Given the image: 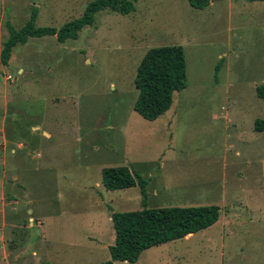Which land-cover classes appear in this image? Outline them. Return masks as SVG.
<instances>
[{"label":"rangeland","instance_id":"374dc122","mask_svg":"<svg viewBox=\"0 0 264 264\" xmlns=\"http://www.w3.org/2000/svg\"><path fill=\"white\" fill-rule=\"evenodd\" d=\"M92 1L0 0V52L33 11L35 26L60 28ZM129 1L76 40L29 38L0 62V225L14 224L0 226V264L105 263L113 212L205 205L220 209L210 228L113 264H264V0ZM171 45L187 86L147 121L133 110L136 68ZM110 167L142 178L146 198L105 190Z\"/></svg>","mask_w":264,"mask_h":264},{"label":"trees","instance_id":"16d2710c","mask_svg":"<svg viewBox=\"0 0 264 264\" xmlns=\"http://www.w3.org/2000/svg\"><path fill=\"white\" fill-rule=\"evenodd\" d=\"M193 9L203 10L209 0H187ZM104 10L127 15L134 11L129 0H94L89 2L82 15L60 28L37 27L36 12L19 30L9 29V36L0 52V62L6 65L16 45H23L29 38L52 36L57 42L76 40L79 31L95 23V15ZM218 65L216 66V70ZM134 87L138 92L133 110L147 121H155L171 107L173 95L186 88V62L183 47L171 45L149 49L136 68ZM257 96L264 102V88L257 87ZM253 129L264 132V119H256ZM101 184L107 191H120L139 187L146 198V182L127 167L103 168ZM219 218L216 205L193 207L147 208L112 213L114 243L108 247L110 261L135 263L140 254L152 247L189 237L213 226Z\"/></svg>","mask_w":264,"mask_h":264},{"label":"crops","instance_id":"0c3cea01","mask_svg":"<svg viewBox=\"0 0 264 264\" xmlns=\"http://www.w3.org/2000/svg\"><path fill=\"white\" fill-rule=\"evenodd\" d=\"M212 4V2H210V0H209V5H211ZM208 5V6H209ZM44 136L45 137H48V134L47 133H44ZM102 171V170H101ZM98 186L100 187V185L98 184ZM101 188V187H100ZM99 213H104L103 211H99ZM104 215H105V213H104ZM219 216H220V209H219ZM219 219V218H218ZM107 221L109 222V221H111V215L108 217L107 216ZM218 221V220H217ZM32 218H29V223H30V226H32ZM217 223V222H216ZM1 228L2 229H4V228H6V227H11V228H13L14 227V224L13 223H10V222H6L5 220L4 221H2L1 222ZM206 230V229H205ZM37 234H41L40 233V230H37ZM189 235H193V234H189ZM188 236V235H187ZM187 236H185L183 239H189L190 237H187ZM3 238H2V236L0 237V241L2 240ZM108 247H109V245L108 244H105V248H107L108 249ZM33 254L35 255L36 253L35 252H33ZM9 255L7 254V253H4V257H8ZM16 256H18V254H16ZM16 256H14V257H16ZM128 263V262H127Z\"/></svg>","mask_w":264,"mask_h":264},{"label":"water","instance_id":"95a60500","mask_svg":"<svg viewBox=\"0 0 264 264\" xmlns=\"http://www.w3.org/2000/svg\"><path fill=\"white\" fill-rule=\"evenodd\" d=\"M213 0H210V2H212Z\"/></svg>","mask_w":264,"mask_h":264}]
</instances>
